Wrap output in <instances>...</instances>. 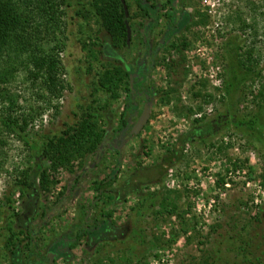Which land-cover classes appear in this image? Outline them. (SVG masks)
<instances>
[{"label": "rangeland", "instance_id": "374dc122", "mask_svg": "<svg viewBox=\"0 0 264 264\" xmlns=\"http://www.w3.org/2000/svg\"><path fill=\"white\" fill-rule=\"evenodd\" d=\"M126 1L130 5V43L128 47L114 48L121 61L116 55H105L103 62L113 65L126 62L139 69L151 59L153 67L143 80L139 74L133 75L132 85L140 84L131 95L124 126H121L127 102L124 91L118 93L102 117L101 127L108 133L98 154L75 159L70 171L64 167L51 170L54 183L39 194L30 249L19 234L21 228L11 224L10 219L19 211L21 201L19 192L13 188L14 179L33 160L23 142L4 132L0 124V139L4 142L0 143V215L9 218L7 226L0 228V264H12L15 257L4 249L9 227L15 229L12 228L22 241L18 258L15 257L17 264H48V251L61 241L70 244L84 220L87 225L84 228L90 229L103 219L120 227V231H115L117 238L103 248L97 245L92 248L83 237L70 251V264H264V145L232 128L220 127L207 143L185 147L181 160L158 183L141 187L143 193L160 191L167 195L176 205L173 213L153 212L137 222L132 209L138 202L136 193H129L119 201L110 193L136 169L153 166L177 135L189 128L193 118L215 117L223 111L222 45L230 36L240 37L242 53L254 51L257 60L254 68L259 72L241 87L236 97L238 111L244 115L257 111L254 93L264 86V0H173L175 10L170 21L164 15L170 7L167 0H154L160 8V18L146 36L148 19L135 0ZM67 12L63 18L68 20L67 38L59 37L64 42L60 59L67 83L63 95L50 99V103L48 97L40 98V89L26 78L22 62L3 84L16 97L18 112L39 107L40 115L26 130L38 142L44 135L60 134L65 124L75 120L79 106L92 101L100 103L108 97L100 90L92 92L100 65L81 49L76 35L80 21L72 17V8ZM181 18L187 20L183 26L179 25ZM87 23L92 31L98 28L91 16ZM171 28L175 30L167 38ZM42 30V35L47 36ZM99 36L106 38L104 33ZM53 43L52 40L50 44ZM184 43L186 47L182 46ZM149 49L151 53L145 55ZM150 88L157 91L153 98ZM168 88H172L170 101H164L162 91ZM144 102L150 106L149 120L139 134L132 135L130 129ZM54 105H58V110ZM197 106L202 107L201 112H196ZM189 107L195 111L187 117ZM212 143L214 146H210ZM217 146H222V151ZM113 147L121 155L120 172L95 200L98 183L116 164ZM234 164L241 169H235ZM92 202L95 206L88 208ZM255 215L257 218H253ZM130 227L135 228L137 235L131 234V230L127 232ZM55 258L51 264H65L63 258Z\"/></svg>", "mask_w": 264, "mask_h": 264}, {"label": "trees", "instance_id": "16d2710c", "mask_svg": "<svg viewBox=\"0 0 264 264\" xmlns=\"http://www.w3.org/2000/svg\"><path fill=\"white\" fill-rule=\"evenodd\" d=\"M125 2L129 9V3L126 0ZM135 2L144 18L148 19L150 23H148L149 27H147L148 24L146 25V36L151 27L159 22L160 8L154 3V0H135ZM167 3L170 4V7L164 15L170 21L175 8L173 0H167ZM162 7L165 8V5ZM70 8L74 12L72 17L80 21V28L76 35H78L77 41L81 49L87 51L89 57L100 65L101 72L95 75L92 92L100 90L108 97L100 103L92 101V103L79 106L80 111L74 115L75 120L71 124H65L60 134L44 135L38 142L30 137L26 130L29 123L40 115L39 107L18 112L16 97L9 94L3 84L8 82L9 76L16 71L18 63L22 62L26 69V78L33 87L37 86L40 89L38 94L40 98L48 97V103H50V99H59L63 95L67 83L63 79L65 70L60 59V53L64 50V42L59 37L67 38L65 23L68 24V20L64 21L63 18L68 13L67 9ZM90 16L97 24L98 28L95 31L88 27L87 19ZM129 18H127L128 22ZM186 21V18H181L179 25L183 26ZM42 28L51 39L42 35ZM169 30L167 38L171 36L170 34L174 32L175 28ZM99 33H104L106 38L101 39ZM126 35L124 9L120 0H0V112L2 113H0V124L4 132L12 134L23 142L29 150V157L33 160V164L27 169H22L14 179L13 188L14 191L19 192L21 201L19 211L15 212L10 219L11 224L21 228L19 234L23 235L28 249L32 242L34 228L32 219L38 209L39 194L41 190H49L54 183L51 181V170L55 171L64 167L70 171L71 164L75 159L84 158L89 154H98L105 144L108 133L107 129L101 127L102 117L109 110V106L117 98L118 93L124 91L127 98L126 107L121 115V126H124L126 124L124 114L131 104V95L140 84L130 85L129 75L131 73L139 74L143 80L153 67L150 59H148V63L141 64L139 69H135L126 62H119L117 65L103 62V57L107 56L109 51H116L114 48L119 49L122 46L128 47ZM91 38L94 40L89 43L88 40ZM52 40L54 43L50 44ZM142 41L145 42L144 39ZM171 46L176 48L174 44ZM182 46L186 47V43ZM253 52L250 49L248 52L242 53L240 37L237 35L228 37L222 45L221 56L225 64V76L222 81L223 95H225L223 111L215 117L207 118L206 115H201L193 118L189 128L177 135L171 146L167 148L166 153L153 166H141L122 181L121 185L110 191L115 201L121 200L129 193H136L138 202L132 209L137 217V222L150 213L161 214L165 210L171 214L176 209L175 203H172L167 195L164 196L160 191L143 193L141 187L158 183L166 171L181 160L185 147L207 143L210 136L216 134L220 127L232 128L249 140H256L264 145V120L262 121L264 86L254 93V98L258 101L256 112L241 114L236 103V97L241 87L253 74L259 73L254 68L257 60ZM172 65L174 64H168L169 67ZM90 66H92V61ZM171 89L162 91L164 101H170ZM156 95L157 91L150 88V98ZM208 96L210 97V95ZM54 107L58 110V105H54ZM194 111L190 107L187 108L186 116H192ZM201 111L202 107L197 106L196 112ZM0 141L1 144H4L2 139ZM210 146H214V144L212 143ZM217 147L218 151H222V146ZM113 149L116 150V164L111 173L98 183L95 200L102 196L103 187L108 186L116 179L120 172L121 155L116 147ZM234 168L241 169L236 164H234ZM94 206L95 202H92L88 208ZM168 207L171 210L167 209ZM44 214L45 209L42 208V215ZM253 218H257L256 215ZM7 219L9 220V218L3 220L0 216V228L5 224L7 226ZM85 223L84 220L78 226L70 244H67V241H61L53 249H50L52 252H58L55 259L63 258L65 264H70V251L79 244L83 237L87 238L89 247L93 248L97 245L103 248L108 242L117 238L115 231H120V227L108 219L96 222L90 229L84 228L87 226ZM12 228H8L10 235L9 238L6 237L5 246H3L16 257L19 254V245L22 241L17 238V233ZM129 231L131 234L137 235L135 228H127V232ZM143 240L144 237L141 242H144ZM239 248L243 249L241 246ZM15 257L12 264H17ZM46 259H48L47 256ZM101 261L100 259L99 263Z\"/></svg>", "mask_w": 264, "mask_h": 264}, {"label": "water", "instance_id": "95a60500", "mask_svg": "<svg viewBox=\"0 0 264 264\" xmlns=\"http://www.w3.org/2000/svg\"><path fill=\"white\" fill-rule=\"evenodd\" d=\"M122 5H123V9H124V15H125V23H126V29H127V35H126V43L127 45H129L130 43V39H131V28L129 26V23L127 21L128 18V8L126 5L125 0H120ZM116 57L118 59H121V57L117 54ZM132 74L129 75V81H130V85H132ZM150 117V106L148 103H144L142 111L140 113V115L138 116L136 122L132 125L131 129H130V134L132 135H137L139 134L143 127L146 125V123L148 122ZM56 256V254L52 251H48L47 253V257H48V264H51L54 260V257Z\"/></svg>", "mask_w": 264, "mask_h": 264}, {"label": "flooded vegetation", "instance_id": "af4514ba", "mask_svg": "<svg viewBox=\"0 0 264 264\" xmlns=\"http://www.w3.org/2000/svg\"><path fill=\"white\" fill-rule=\"evenodd\" d=\"M143 39H144V41H145L146 37L144 36ZM150 53H151V50L149 49L148 51L145 52V55H149ZM107 55H110V56H111V55H114V56H115V55H117V53H116V51H112V50H111V51L108 52ZM118 55H119V54H118ZM114 56H113V57H114ZM119 56H120V55H119ZM115 58H116V57H115ZM121 60H122V58H121L119 61H121ZM150 60H151V59H150ZM131 74H132V73H131ZM132 78H133V74H132ZM144 103H147V102H144ZM143 105H144V104H143ZM64 249L67 250L66 248H64ZM53 252H54V251H53ZM54 253L57 254L58 252H54Z\"/></svg>", "mask_w": 264, "mask_h": 264}, {"label": "crops", "instance_id": "0c3cea01", "mask_svg": "<svg viewBox=\"0 0 264 264\" xmlns=\"http://www.w3.org/2000/svg\"><path fill=\"white\" fill-rule=\"evenodd\" d=\"M0 216H1V215H0ZM2 218H3V219H5L6 217H5V218H4V217H2ZM3 223H4V222H3Z\"/></svg>", "mask_w": 264, "mask_h": 264}, {"label": "built area", "instance_id": "2783aa9c", "mask_svg": "<svg viewBox=\"0 0 264 264\" xmlns=\"http://www.w3.org/2000/svg\"><path fill=\"white\" fill-rule=\"evenodd\" d=\"M217 82H220L219 80H217Z\"/></svg>", "mask_w": 264, "mask_h": 264}]
</instances>
